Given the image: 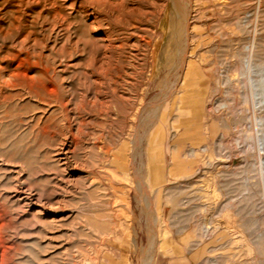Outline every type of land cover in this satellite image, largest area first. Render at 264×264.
I'll use <instances>...</instances> for the list:
<instances>
[{"label": "rangeland", "instance_id": "obj_1", "mask_svg": "<svg viewBox=\"0 0 264 264\" xmlns=\"http://www.w3.org/2000/svg\"><path fill=\"white\" fill-rule=\"evenodd\" d=\"M172 252L264 264V0H0V264Z\"/></svg>", "mask_w": 264, "mask_h": 264}, {"label": "crops", "instance_id": "obj_2", "mask_svg": "<svg viewBox=\"0 0 264 264\" xmlns=\"http://www.w3.org/2000/svg\"><path fill=\"white\" fill-rule=\"evenodd\" d=\"M183 252L159 253L156 264H194L193 259Z\"/></svg>", "mask_w": 264, "mask_h": 264}, {"label": "bare ground", "instance_id": "obj_3", "mask_svg": "<svg viewBox=\"0 0 264 264\" xmlns=\"http://www.w3.org/2000/svg\"><path fill=\"white\" fill-rule=\"evenodd\" d=\"M184 32V31H183ZM190 33H189V26H188V21L185 23V39H186V48L188 47V43H189V40H190V37H189ZM186 48L184 50V53H186ZM183 63H185L186 65L188 64V61H187V55H183ZM190 68V67H189ZM190 76V72L187 71L186 74H185V79H187L188 77ZM122 159V158H121ZM141 183V186L146 189L147 185L146 183L142 180L140 181ZM155 256L156 254H151L148 258V262L146 264H155ZM147 261V260H146Z\"/></svg>", "mask_w": 264, "mask_h": 264}]
</instances>
